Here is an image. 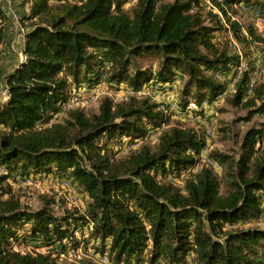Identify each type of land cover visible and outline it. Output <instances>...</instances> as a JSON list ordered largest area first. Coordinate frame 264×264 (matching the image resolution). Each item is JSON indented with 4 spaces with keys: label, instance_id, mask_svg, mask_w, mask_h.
<instances>
[{
    "label": "trees",
    "instance_id": "obj_1",
    "mask_svg": "<svg viewBox=\"0 0 264 264\" xmlns=\"http://www.w3.org/2000/svg\"><path fill=\"white\" fill-rule=\"evenodd\" d=\"M207 1L135 0L125 10L127 0H31L22 20L23 60L5 77L0 105V264H58L60 254L80 249L76 233L88 226V240L98 242L94 254L111 264H264V229L255 226L264 213V124L244 133L237 157L207 156L219 176L199 164L202 127L170 126L173 113L153 96L179 76L182 114L189 101L210 103L226 91L215 74L232 73L264 44L253 27L244 30L232 18L240 4L264 9L263 1ZM5 18L0 5V45ZM222 31L243 56L230 40L212 42ZM146 56L158 59L156 68L138 67ZM248 62L226 97L247 110L243 121L264 113V81ZM101 80L126 84L133 95L119 103L104 98L91 114L70 109L48 125L72 89ZM146 88L151 93L137 95ZM160 129L155 143L142 142ZM122 140L142 143L121 156L109 144L121 147ZM17 171L68 179L86 199L83 212L55 215L54 199L37 210L23 206L7 184ZM184 174L182 185L169 179ZM16 243L34 244V252L20 253Z\"/></svg>",
    "mask_w": 264,
    "mask_h": 264
},
{
    "label": "rangeland",
    "instance_id": "obj_2",
    "mask_svg": "<svg viewBox=\"0 0 264 264\" xmlns=\"http://www.w3.org/2000/svg\"><path fill=\"white\" fill-rule=\"evenodd\" d=\"M71 3H77L81 0H70ZM206 6H208L209 2L207 0H203ZM263 1L264 0H259ZM31 0H0L1 8L4 11L5 9L17 10L19 9L24 11V8H29ZM135 4V0H127V3L124 5V9H129L132 5ZM27 14H16L10 12L9 15H6L4 22L5 25V41L0 45V105L7 100V90L5 86V77L10 74L19 64L20 61L23 60L22 55V45H23V33H24V25L26 24L22 22V20L28 15ZM232 18L239 22V24L246 30L247 27L251 26L255 29L258 35H261L264 39V9H261L259 6L250 7L247 4H240V6L236 7V11L232 14ZM8 26V27H7ZM12 33L13 41L10 40L9 30ZM22 40V42H21ZM226 40H230L232 43V51L234 53H239L241 56L244 55V51L242 46L237 44L234 39H232V35L230 31L227 32H216L213 35L212 42L215 44H220ZM252 54L247 58L243 57V62L241 63L244 67V64L248 66V61H253L256 68V76L259 79V82L264 81V44L256 45L251 50ZM158 59L154 56H146L137 61L138 67L141 69H147L151 67L152 69L156 68ZM236 69V68H235ZM232 69V71H235ZM231 74L225 76H218L221 81L223 78L226 79V91L225 94L220 96L218 99L208 103L204 102L197 110H188L186 107V112L182 114L177 106L182 103V89L184 86L185 78L177 77L176 81L170 85V87L165 88V90L161 92L154 93V97L156 101L164 102L169 106L170 104L175 105V110L170 112L173 113L172 117L169 120V125L173 126L176 122L180 121L183 125L193 126L198 125L201 126L203 131L206 125H209L212 131V135L209 138L205 137V146L200 152L199 164L202 165L207 160V156L211 152H219L222 154L230 155L233 157H237L239 152V148L241 145L242 137L244 133L253 126H259L260 124H264V113L252 116V118L248 121H243L248 112L247 110H242L237 107H233L227 103L226 97H231L234 92V84H232ZM149 88L144 89V93H151ZM133 95V91L127 87L126 84H120L118 86H112L105 82V80H101L97 85L92 88L87 86L80 87L78 89H72L70 93V99L62 106V111L48 123L51 125L55 122L61 121L68 110L81 108L87 114L95 113L98 110V107L104 98H111L113 103H119L122 101H127L129 97ZM146 95V94H144ZM189 103H193L189 101ZM187 104V106H188ZM242 120V121H241ZM166 129L167 127H162ZM160 130L150 131L148 136L146 137L144 142L155 143L157 137L159 136ZM205 135V133H204ZM104 142L101 141L100 145ZM141 141L131 144L128 143L127 140H122L121 147L117 145L109 144L110 147H114V150L118 152L119 155H125L129 150L135 149L142 143ZM137 144V145H136ZM130 147H133L130 149ZM264 147V144H263ZM2 167L0 166V169ZM215 172L221 176L220 167L216 166L214 168ZM4 174H6L5 169H3ZM192 171H195L193 169ZM3 174V175H4ZM2 175V174H1ZM188 177V174H184L179 179H174L169 177L170 181L178 185H182L185 178ZM32 179L33 181H37L39 184V188H36L34 184L32 186L23 187L19 184V179ZM183 179V181H182ZM70 182L66 178H58L53 177L51 175H35L28 174L22 175L20 171H17L13 174V177L8 180L7 184L11 188L13 194L17 199H19L20 203L31 209L37 210L42 208L48 199H54L56 201L53 207V213L55 215H61L65 208L68 209H77L80 212L84 210V204L86 203V199L79 194L77 189L71 185V189H65L61 187L62 182ZM220 192H223V189H220ZM264 216V213L262 214ZM248 223L238 224V226L248 227ZM257 227L264 229V219L262 217L259 218V222ZM90 226H88L89 229ZM251 227V226H250ZM88 229H83L82 232H77L76 237L80 241H84L80 247V249L73 253L69 251L66 255L60 254L58 258V264H68L69 262L76 261L79 258H91L93 261L97 263L100 257H105L106 255L94 254L97 249L98 242L88 240ZM15 250L20 253L26 252H34V244H23L16 243L14 245ZM38 251H41L38 248ZM191 258H189L188 263ZM109 264H111L108 261Z\"/></svg>",
    "mask_w": 264,
    "mask_h": 264
},
{
    "label": "built area",
    "instance_id": "obj_3",
    "mask_svg": "<svg viewBox=\"0 0 264 264\" xmlns=\"http://www.w3.org/2000/svg\"><path fill=\"white\" fill-rule=\"evenodd\" d=\"M244 67H243V65H240V66H238L236 69H235V71H233L232 72V74H231V82H232V84H234L235 83V81L239 78V76L241 75V73H242V69H243ZM222 82H226V79L225 78H223L222 79ZM140 94H146V95H148L149 93H138L137 95H140ZM175 105L174 104H170V110L171 111H174L175 110ZM187 109L188 110H197V107H196V105L194 104V103H189L188 104V106H187ZM204 133H205V137L206 138H209L211 135H212V131H211V128H210V126L209 125H206L205 127H204ZM145 140H146V138H145ZM137 145V144H136ZM131 148H133V147H130V149ZM205 163L206 164H209L210 166H212V167H216V164L214 163V162H212V161H210V160H206L205 161ZM1 174H4V171H3V168H1L0 169V175ZM20 180V182H19V184L21 185V186H23V187H26V186H32L33 184H34V186L36 187V188H39V184L37 183V181H33L32 179H24V180H22V179H19ZM71 183L70 182H62L61 183V187L62 188H65V189H71V185H70ZM260 217H262L263 219H264V216L263 215H261ZM97 263L98 264H109L108 263V261L106 260V258L105 257H100L99 259H98V261H97Z\"/></svg>",
    "mask_w": 264,
    "mask_h": 264
},
{
    "label": "crops",
    "instance_id": "obj_4",
    "mask_svg": "<svg viewBox=\"0 0 264 264\" xmlns=\"http://www.w3.org/2000/svg\"><path fill=\"white\" fill-rule=\"evenodd\" d=\"M4 11H5V13L7 14V15H9V13L10 12H13V13H17V12H19V14H27V12H28V8H24V11L23 10H21V9H19V11H17L16 9L15 10H10V9H5V5H4ZM8 27V26H7ZM9 31V33L7 34L8 36H9V38H10V40H14L13 39V36H12V33L10 32V29L8 30ZM21 42H22V40H21Z\"/></svg>",
    "mask_w": 264,
    "mask_h": 264
}]
</instances>
